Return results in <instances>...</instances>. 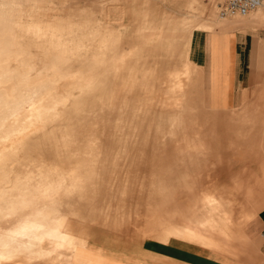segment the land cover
Here are the masks:
<instances>
[{"label": "rangeland", "instance_id": "rangeland-1", "mask_svg": "<svg viewBox=\"0 0 264 264\" xmlns=\"http://www.w3.org/2000/svg\"><path fill=\"white\" fill-rule=\"evenodd\" d=\"M7 1L0 0V19L11 37L22 43L31 42L28 48L35 52L39 47L35 31L40 29L51 34L42 38H49L52 44L48 45V52L75 58L74 77L68 76L61 84L62 99L45 95L49 89L53 91L52 83L39 86L17 73L15 78L0 83V244L12 247V252L0 256V264L48 262L46 255L33 257L35 249L43 245L41 241L33 243L27 254L20 243L10 240L8 232L19 229L20 221L28 223L24 230L31 236L39 230L51 234L52 220L65 225L64 229L79 241L93 246L100 243L93 244L90 237L108 235L117 240L123 236L121 232L133 235L148 220V228L152 227L153 216L159 219L154 224L170 227L171 222L175 223L170 217L175 211L174 205L168 203L170 188L175 186L176 174L187 165L183 153L188 149L170 147L169 141L201 139L194 133L199 134L203 128V139L218 135L222 117L241 106L248 107L257 85L264 82V23L248 29L249 36L261 41L257 52L254 47L244 61L238 57L244 71L239 85L241 94L230 108L223 109L228 96L232 103L237 32L213 31L206 25L212 10L219 15L223 0ZM63 7L68 9L64 11ZM259 8H264V3ZM258 9L237 17L250 18ZM144 12L149 20L141 25ZM168 13L174 19L165 31L164 50L158 45L147 53V58L164 61L162 74L174 71L176 77L189 59L195 62L192 46L195 49L202 41L209 53V64L208 69L197 67L194 77L198 85L191 96H183L177 102L179 94L161 87L165 103L157 105L152 98L155 91L150 89L157 77L148 70L138 76L136 68L122 66L121 51L138 46L142 26L153 27ZM107 14L113 18H104ZM175 18L194 19L199 27L192 32L184 26L175 29ZM173 33L179 36L177 40ZM133 53L136 52L131 50L124 55ZM108 59H114V63H108ZM90 65L92 69H87ZM89 70L100 71L96 81ZM13 90L15 101L10 104L8 92ZM230 129L220 133V140H211L219 142L226 157L247 150L241 156L245 161L254 160L258 173L247 179L240 190L249 195L253 205L264 206L261 142L254 146L247 140L252 133L248 127L241 132L235 127ZM235 138L241 139L235 140L232 147L230 143ZM237 168L234 166L229 175L221 170L217 182L233 177ZM246 173L242 171L241 176ZM48 242L57 244L60 240Z\"/></svg>", "mask_w": 264, "mask_h": 264}, {"label": "crops", "instance_id": "crops-1", "mask_svg": "<svg viewBox=\"0 0 264 264\" xmlns=\"http://www.w3.org/2000/svg\"><path fill=\"white\" fill-rule=\"evenodd\" d=\"M109 1L113 2V0ZM172 1L175 2V0ZM67 9L68 7H63L64 11ZM145 15L147 13L144 12L141 25H144ZM65 17L68 16L63 18ZM104 18L112 19L113 17L107 14ZM227 18L237 23L224 31L237 32L238 50L230 89L232 103L228 96L223 109L230 108L241 94L239 85L244 71L243 65L238 63V57L244 61L246 53L252 52L254 47V52H257L261 40L255 36H249L248 29L264 23V8H259L250 18L237 16ZM153 25L150 26L159 28L162 23H153ZM152 28L144 29L142 26L141 43L138 46L132 45L133 49L121 51L122 66L127 64L128 68H136L138 76H144L146 70L153 72L152 74L157 78L154 79V85L150 87L151 91H155L152 98H155L154 103L157 105L158 103L163 105L165 100L161 87H164L163 89L168 87L177 94L182 91L177 90L174 71L165 76L162 74L164 61L147 58V53L158 47L154 43L153 37L156 33ZM131 50L136 53L128 57L124 55V52ZM192 57L195 62L208 69L209 53L202 41L196 44L195 49L192 46ZM127 60L128 63H126ZM156 80L161 83H157ZM206 87L210 88L208 82ZM201 89H203L202 84ZM183 92L187 94L185 97L192 93L191 90L188 92L183 90ZM248 128L252 131V127ZM204 131V128L198 130L199 134L193 131L194 136H199L201 139L169 141L172 144L169 145L170 147L188 149L183 153L184 158L188 160H186L187 165L179 172L180 174H176L175 186L170 188L169 193L168 203L171 206L174 205L175 210L170 217L175 220V223L173 221L170 227H161L154 224V221L159 219L153 216L152 227L148 228V220L145 224L138 226L139 230L136 234L121 232L123 236L117 240L111 239L108 235L90 237L93 244L100 243L98 246L75 238L72 243L73 250H76V246L79 247L76 251H51L45 256L47 264H264V206L263 204L253 205L249 195L240 190L242 185L248 183V180L258 173L256 162L252 159L245 161V157L242 156L226 158L219 142L211 140L213 138L220 140L223 137L220 133L225 132L224 127L219 128L218 135H212L208 139H203ZM234 166L238 167L237 174L226 177L218 183L217 179L221 170L229 175L230 172L232 174ZM242 171L247 172L246 175L241 176ZM253 188L259 189L258 185H253ZM152 234L155 237H152Z\"/></svg>", "mask_w": 264, "mask_h": 264}, {"label": "bare ground", "instance_id": "bare-ground-1", "mask_svg": "<svg viewBox=\"0 0 264 264\" xmlns=\"http://www.w3.org/2000/svg\"><path fill=\"white\" fill-rule=\"evenodd\" d=\"M236 16H240V15H236ZM147 17L148 15H145L146 21L149 20ZM217 17L224 18L225 20L221 21ZM229 17H232V16H229ZM171 18L174 19L173 15L172 14L170 15V13H168V15L163 16L162 22H159V23H162L161 27L159 28L151 27L156 32V34L153 37V39L155 40L154 42L157 45H159L162 52L164 50V44H165V38H166L165 34L167 32L166 29L167 27L172 25ZM146 21H144V24H146ZM154 24H157V22L155 21ZM236 24L237 23L234 22L231 18L222 17L220 13L219 15L216 13L214 14V10H212L210 14L207 16V23H206L207 28L208 29L210 28L213 31L215 30L223 31L228 28L234 27ZM180 26H184L188 28V30H191V32L194 30H197V28L199 27V25L197 24V21L194 19L191 21H186V20L183 21L181 19L175 18L174 28L177 29V27H180ZM5 28L6 26H5L4 20L0 19V83L6 81L7 79L15 78V74L17 73L19 76H23L27 82L36 83L39 86L43 82L52 83L54 86L53 91L49 89L48 91H46L45 95H47L48 97L54 95V97L56 96L55 98L61 97L62 99L63 98V93H62L63 86L61 84L63 81L67 80L66 78L68 76L74 77V72H73L74 66L72 65V62L75 57L69 59V58H64V54L62 53L61 54H51L50 52H48V49H49L48 45L50 44L48 41L49 38L46 39V41L45 40L42 41V38H47L51 34L49 33L44 34L43 32L40 31V29L35 31L37 34V37L39 38L36 41V44L38 43L37 45L39 47L37 48V51L32 52L28 48L31 42L26 44V42L24 41L22 43L21 41H19L20 40L19 38L17 39L15 37H11L9 32L6 31ZM173 36H174V39L176 40L179 37L176 33H173ZM84 37L87 38V36H84ZM78 46L79 45H77V47ZM77 47L76 49H78ZM62 60H67V63H64ZM107 61L108 63H114V59H108ZM194 63L196 62H194L192 59H189L185 64L186 65L185 69L182 72L179 71L176 73V83H177L176 85L178 87L177 90L182 91V93H178L179 95L176 98L178 99L177 102L181 100L183 96L187 95L183 93V90H187V92L189 90L192 91V89L196 87V85H198V81L195 79L194 75H195V72L197 71V67L201 65H199L198 63H196L197 65H194ZM78 67H83V66L81 65ZM88 67L89 68L87 69H92L93 66L90 65ZM90 72L92 73V76L94 77V81H96V79H98L100 75V71L91 70ZM34 76H39V78L37 80H34L33 79ZM199 84L200 85L202 84V74L200 75ZM80 86L82 87V85ZM53 92L54 94H52ZM14 101H15V96H14V90H13L11 91V93L8 92V102L10 104H13ZM247 104H248L247 105L248 107L242 108L241 106L240 108L232 110L229 114H227V116L222 117L221 119L222 127H224L225 131H228L231 127H235L234 130H237L238 132L239 131L241 132L244 129V127H252V133L247 136V140L251 139L254 146H257V143L261 142V147H263V150H264V82H261L259 85H257L256 91L253 94L252 99H250L247 102ZM237 139L239 140L241 138L232 139L233 143L232 141L230 143L232 147H234L235 142H236L235 140ZM246 151L247 150H239V154H235L233 156L244 155ZM50 222H52L53 224V226H51L53 227L51 234H49L48 231H47V234H45V232H43L42 230H39L38 232L34 233V235L29 236V234H26V231L24 230L26 229V226L28 223L27 222L25 223L22 221H20L19 224L17 225L19 229L13 232L12 230H10L11 234L9 230L7 231H9L8 233H9L10 240L14 243H20V246H22V248L25 249L27 254L29 253L28 252L29 248L31 249V247L33 246V243H35L36 241L37 242L41 241L43 245L35 249V252H34L35 254H33L34 255L33 257H43L44 255H47L48 252L55 251V250H67L70 252L76 251L79 247L76 246L75 248L76 250H73L74 248H73V243H72V240L75 239V237L70 235L68 231L64 229L65 225L57 224L56 222L52 220ZM43 235H44V238H43ZM56 238H59L60 240L59 243L54 244L53 242H48L49 240L51 241ZM1 241L2 240H0V243ZM11 248L12 247H3L0 244V256L6 255L7 253H9V251L12 252Z\"/></svg>", "mask_w": 264, "mask_h": 264}, {"label": "built area", "instance_id": "built-area-1", "mask_svg": "<svg viewBox=\"0 0 264 264\" xmlns=\"http://www.w3.org/2000/svg\"><path fill=\"white\" fill-rule=\"evenodd\" d=\"M264 3V0H223L219 13L222 17L246 16Z\"/></svg>", "mask_w": 264, "mask_h": 264}]
</instances>
